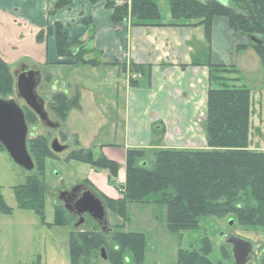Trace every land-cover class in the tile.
<instances>
[{
  "label": "trees",
  "instance_id": "obj_1",
  "mask_svg": "<svg viewBox=\"0 0 264 264\" xmlns=\"http://www.w3.org/2000/svg\"><path fill=\"white\" fill-rule=\"evenodd\" d=\"M105 2L111 10V22L115 28L129 16L136 25L155 24L161 14L156 0H91L93 5ZM175 24L195 23L203 26L207 40L211 41L213 20L224 17L231 31L247 36L264 35V0H168ZM72 0H48V15L55 16L69 7ZM86 34L91 38L93 29L87 22ZM53 32L56 34L58 54L61 59L74 65L97 66L96 60H86L90 53L85 35L69 40L62 26L57 24L38 34L43 42ZM249 46L239 45L237 51ZM251 49L261 60L264 68V43H253ZM76 50V53H75ZM118 64V63H117ZM210 89L206 119L207 148L201 150L178 149H129L126 157V183L118 187L122 195L115 200L99 194L107 208L127 219L129 202L148 201L156 196V202L167 207V229L172 233L197 230L206 217L223 218L234 215L242 227L264 228V152L252 151L251 117L252 94L247 87L236 83V67L208 63ZM138 66H132L138 71ZM46 81H50L47 77ZM15 80L11 67L0 55V97L10 96ZM50 111L64 125L73 110H80V93L68 96L63 92L52 95ZM28 126L35 125L38 117L28 108L24 111ZM68 133L62 130L61 139L67 142ZM75 150L66 161H77L89 165L96 171H108L112 178L119 176L120 165L101 154L95 157L93 149H83L78 138L73 136ZM32 143L42 146L46 156L53 157L44 137ZM5 149L0 144V151ZM95 190V189H93ZM20 207H24L21 196H26L25 208L43 216L46 187L37 177H29L27 183L16 188ZM96 192V190H95ZM0 212L11 213L0 192ZM57 224L70 225L61 208L56 209ZM111 231V229L109 230ZM111 241L105 232H72L70 236L71 264H92L97 255L105 251L110 264H127L123 245L130 242L135 251L133 264H142L147 246L145 236L140 233H125L118 230ZM115 245L112 247L111 244ZM136 243V244H135ZM134 244L136 246H134ZM201 250H180L178 264H213L209 257L213 251L209 239L203 241ZM227 256L226 250H224ZM264 264V260H263Z\"/></svg>",
  "mask_w": 264,
  "mask_h": 264
},
{
  "label": "crops",
  "instance_id": "obj_2",
  "mask_svg": "<svg viewBox=\"0 0 264 264\" xmlns=\"http://www.w3.org/2000/svg\"><path fill=\"white\" fill-rule=\"evenodd\" d=\"M111 13L105 2L93 5L91 0H72L69 7L51 17L48 0H0V55L9 66L21 63L38 68L39 58L17 50L25 43L30 45L29 40L37 33L55 29L57 24L73 41L86 34L89 23L93 34L83 38L90 51L86 60H96L97 66L74 65L61 59L55 32L41 42L47 47L48 63L68 66L76 76L81 66L91 68L88 82L84 84L78 77L60 82L48 73L44 82L50 77L69 96L79 91L81 109L70 112L65 127L78 138L81 148L93 149L94 141L85 142L83 137H101L98 129L119 126L124 131L129 143L126 148L116 151L121 147L97 145L99 142L94 146L120 165L119 176L112 178L108 171L90 167L88 178L75 188L95 189L99 198L102 194L118 200L122 195L116 185L126 183L129 149L207 148L208 63L234 66L241 73L244 58L254 52L251 45L264 43V35L235 33L226 18L216 17L209 42L205 28L194 26L196 22L177 25L173 18L161 16L155 24L136 25L129 16L115 28ZM239 45L249 48L238 52ZM132 66L140 69L135 72ZM132 75L137 78L132 79ZM55 92L61 91L55 88Z\"/></svg>",
  "mask_w": 264,
  "mask_h": 264
},
{
  "label": "rangeland",
  "instance_id": "obj_3",
  "mask_svg": "<svg viewBox=\"0 0 264 264\" xmlns=\"http://www.w3.org/2000/svg\"><path fill=\"white\" fill-rule=\"evenodd\" d=\"M156 1L162 18H172L168 0ZM37 38L38 33L29 40L30 45L25 43L27 47L24 45L17 51L39 58L41 65L38 68L42 72V77L37 93L45 101L50 120L60 124V129L44 127L39 118L37 124L28 126V151L36 167L31 174L25 173L5 150L0 151V192L4 203L11 209V213L0 212V264H71V233L94 230L102 232V227L90 217L86 216L84 223L81 224L80 219L67 209L68 205L60 198V192L72 193L76 186L82 184V180L88 178L90 166L77 161H66V157L77 148L75 147V140L68 133L69 140L67 142L62 141L61 133L63 129L67 131L66 124L61 123L49 109L55 88L57 91H63V93L65 90L62 85L51 81V78L49 82H44V77L48 76V73L56 76L60 82L68 83L72 78L78 77L85 84L90 79L88 72L91 68L81 66L76 76L68 66L48 63L47 47L41 46ZM251 55V57L244 58V71L241 73L238 71L240 80L236 85L247 87L252 94L250 149L264 152V68L256 53L252 52ZM10 67L14 76V72L21 68V63H16ZM134 78H137V75H132V79ZM14 80L16 84L15 76ZM75 92L71 93V96ZM67 95L69 96V94ZM4 99L15 100L24 111L27 109L24 101L17 97L15 85L10 96ZM98 130L101 132V137H83L85 142L94 141L92 145L93 149L96 150V158L102 154L98 150L100 147H94L96 142H99L97 145L121 147L117 148L116 151H120L129 145L127 138L124 137V131L119 126L105 127L102 129L103 132L101 129ZM40 136L46 139L48 148L54 154L53 157L45 158L46 154L42 146L32 143L34 139ZM55 140H58L62 146H69V148L62 154H55L51 149ZM29 177H37L46 187L43 216L32 209L25 208L29 205H27L26 199L24 200L26 196H21L24 207L19 205V196L15 190L25 185ZM91 190L96 194L93 189ZM156 200V196H151L148 201L129 202L127 204V219L107 208L108 228L105 231L106 237L111 241L114 237L113 234L118 230L144 235L147 246L144 250L142 264H178V255L181 249L199 251L202 249L205 239L210 240L213 248L209 257L213 264H236L232 253L233 246L228 241L231 238H237L253 245V252L247 264H263L264 228L242 227L234 215H227L223 218H203L200 222V228L197 230L172 233L167 229V207L157 203ZM58 207L63 210L70 221V225L57 224L56 209ZM110 229L111 231H109ZM113 243L111 246L115 247ZM135 244L134 246H136ZM130 245V242L123 245L125 249L124 258L127 264H133V256L136 255L135 251H133L134 254L132 253ZM224 250H226L227 256H225ZM92 264L110 263L100 253L92 261Z\"/></svg>",
  "mask_w": 264,
  "mask_h": 264
},
{
  "label": "water",
  "instance_id": "obj_4",
  "mask_svg": "<svg viewBox=\"0 0 264 264\" xmlns=\"http://www.w3.org/2000/svg\"><path fill=\"white\" fill-rule=\"evenodd\" d=\"M14 76L17 97L24 101L27 108L39 118L44 127L60 129V124L50 120L45 101L37 93L42 77L41 70L37 67L22 65L14 72ZM28 133L29 127L24 110L15 100L0 98V144L25 173L31 174L36 167L28 151ZM68 148L69 146H62L58 140L51 145L55 154H62ZM68 193L67 191L60 192V198L65 200L64 196L70 195ZM67 209L80 219L81 224L88 216L102 227L103 232L108 228L107 206L89 188L83 187L73 208L68 207ZM228 243L233 246L232 253L236 264H247L253 252V245L237 238H231ZM102 257L107 260L105 251H102Z\"/></svg>",
  "mask_w": 264,
  "mask_h": 264
},
{
  "label": "flooded vegetation",
  "instance_id": "obj_5",
  "mask_svg": "<svg viewBox=\"0 0 264 264\" xmlns=\"http://www.w3.org/2000/svg\"><path fill=\"white\" fill-rule=\"evenodd\" d=\"M83 187L81 188H78V189H74V191L71 193H68L70 195H66L64 196V201L66 202V204L68 205V207H71L73 208V205L77 199V197L79 196L81 190H82ZM88 217V216H87Z\"/></svg>",
  "mask_w": 264,
  "mask_h": 264
}]
</instances>
